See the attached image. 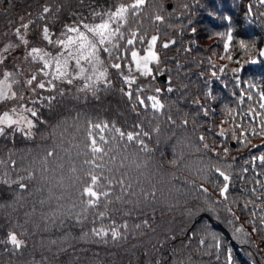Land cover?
<instances>
[{
	"label": "trees",
	"instance_id": "1",
	"mask_svg": "<svg viewBox=\"0 0 264 264\" xmlns=\"http://www.w3.org/2000/svg\"><path fill=\"white\" fill-rule=\"evenodd\" d=\"M134 3L0 0V19L23 16L28 49L43 47L45 26L56 40L68 24H95L94 13ZM112 24L123 36L113 38L111 56L102 54L120 69L87 91L38 89L31 130L0 134V264H264V3L144 0ZM153 36L158 61L126 83L131 51H145ZM4 57L0 80L18 68ZM18 77L23 90L22 70ZM89 132L104 150L96 156ZM90 171L101 177L97 191L109 193L91 206L82 194Z\"/></svg>",
	"mask_w": 264,
	"mask_h": 264
},
{
	"label": "snow or ice",
	"instance_id": "2",
	"mask_svg": "<svg viewBox=\"0 0 264 264\" xmlns=\"http://www.w3.org/2000/svg\"><path fill=\"white\" fill-rule=\"evenodd\" d=\"M144 3V0H135L134 4L131 5H125L120 4L115 8V11L108 10L106 12L102 13H94V15H98L101 17V22L93 25H89L87 23H83L82 21L80 24L77 25H66V31L62 33L66 37V39H56L53 40L52 36L50 34V30L47 26H45L42 30V39L44 41H47L48 44H55L59 45L61 48V51H59L55 56H52L47 51H44L41 48L33 47L26 53V59L28 57H31L33 60H40L43 62V67L40 69V71L45 75L48 76L49 73L46 71V69L50 67H54L53 72V78L56 80H62L69 76V64L70 61H74L75 65L79 68V71L77 75L83 76L85 69L83 66H81V61H87L89 64L92 65L95 75L96 81H104L107 76V71H99L97 69V65H102L103 61L100 59V52L101 50L103 52H107L109 56L112 55V50L109 47H104L106 43L111 44L114 37L117 36L118 33H120V27L117 25V27L113 28L112 23L114 21H120L126 19V14L129 12V9H137L140 5ZM261 3H264V0H261ZM49 9L47 7L44 8V12L47 13ZM104 17H107V19H104ZM157 20L162 19V17L157 16ZM24 29L28 28L27 24L22 25ZM83 29V30H81ZM74 34V35H70ZM15 35L19 38V40L27 45L29 41L25 39V36L21 34V30L19 28L16 29ZM120 36H123V33H120ZM133 39H128L127 44L133 45L135 42L136 34L132 33ZM231 37H229L230 39ZM141 40H143V37H140ZM157 37L153 36L151 40L148 43V48L146 49V54L144 56H140L138 51L132 50L130 55L131 59L135 62L136 68L138 70H142L143 74L147 75L150 71V68L148 67L149 63L152 61H158V54L154 51V45L156 43ZM117 45L112 44V48H116ZM163 47L167 48L168 44H164ZM227 45H225V49L227 50ZM261 55H264V52L261 53ZM4 56L0 55V63L3 62ZM119 58V57H118ZM255 63L256 61H252ZM111 67L115 69H120L121 64L114 63L111 65ZM12 76V73L5 72L4 73V79L0 80V101L9 100L16 98L17 93L15 91H12V84L9 83V77ZM37 79L36 75L33 74L30 79L26 81L28 85H31L33 81ZM93 77L89 76L87 77L88 81H92ZM126 83H131V79L129 77H124ZM72 80L68 79V83H71ZM48 84L52 87H55L54 84H52V81L49 80ZM45 83L43 81L39 82L37 84V87L43 89L45 88ZM92 84L88 83L85 85V88H91ZM172 89L169 88V91ZM159 91V89H157ZM126 95L131 98L132 93L128 92ZM149 100L152 101L151 107L153 109H161L163 108V105L160 103V101L156 97H148ZM138 102L140 104H144V101L138 98ZM261 108H264V104L260 105ZM15 112V109L12 110ZM31 113L33 117L37 115V113L33 109H27ZM24 118L21 117V120ZM20 120H15L12 118V116L9 114V112H4L2 115H0V125H8L11 126L13 124H19ZM27 126L29 128L33 127V121L31 119L27 120ZM187 123V121H185ZM95 128H100L103 130L104 128H107V125H93ZM117 133H119L121 138H124V136H127V140L132 141L136 139L137 137L134 136L133 133H127L120 131V129H115ZM4 133V127H0V134ZM144 135H147V133H144ZM223 135V133H221ZM90 137V149L93 154V156H96L98 153H102L104 150L98 146L97 140L92 137L91 132H89ZM201 140L204 139L203 136L200 137ZM101 141H104V137H100ZM141 145H143V141H140ZM205 147L207 148V145L205 144ZM145 150H147L145 148ZM48 155H51L49 153ZM261 159H264L262 157ZM86 164L92 165L93 169L96 168H102L103 165L97 164L95 160H89L85 161ZM75 171V169H73ZM219 172L220 170L217 169ZM220 175L224 177L225 180H228V177L224 175L223 172H220ZM87 177L90 180V183L87 184L86 187L83 188V193L86 194L89 199L87 203L91 205H95L98 203L100 196L107 197L108 192L106 191H97L100 185L101 177L94 174L93 171H90L87 173ZM122 183V181H121ZM21 187H24V185H21ZM227 190V185L223 189H221V193L224 194ZM206 191V189H205ZM101 216L104 215V213L100 214ZM93 232L97 236L106 235L107 233L101 229L97 231L96 229H93ZM112 236L113 238H116L119 236V232H117L115 229L112 230ZM9 241L17 248H19L22 244V241L17 239V236L15 233H10L8 237ZM219 246V245H217Z\"/></svg>",
	"mask_w": 264,
	"mask_h": 264
},
{
	"label": "rangeland",
	"instance_id": "3",
	"mask_svg": "<svg viewBox=\"0 0 264 264\" xmlns=\"http://www.w3.org/2000/svg\"><path fill=\"white\" fill-rule=\"evenodd\" d=\"M23 16L20 14H17L16 17H14V19H10L8 23H5L2 19H0V55H6V56H11V60L10 63L12 64L13 62L18 64V68L17 71H12L9 73H12V76L9 77V83L12 84V91H15L17 93L16 98L13 99H9L7 101H5V107L2 108V112H0V115H2L4 112H9V114L12 116L13 119L15 120H20L19 124H13L11 126L8 125H0V127H4V129H6L7 127H19V128H24L26 131L31 130V128H29L27 126V120L31 119L33 121V116L31 115V113L29 111H27V109H32L31 105L29 104V101H32L33 99V93H35L38 89H40L39 87H37V84L41 81H43L46 85V87H52L51 85L48 84V81L51 80L52 84L54 85H58L63 87L66 84H79V86H81L83 91H87L90 88H85V85L88 83L92 84V87H94L97 83L102 82V81H96L95 80V75H94V70L91 64H89L87 61H81V66H83V68L85 69L83 76H79L77 75L79 68L75 65L74 61H70L69 64V76L66 77L65 79L62 80H56L53 78V72H54V67H50L48 69H46V71L49 73L48 76H45L40 69L43 67V62L40 60H33L31 57H28L27 59L26 57V53L28 51H30L31 48L33 47H37V48H41L44 51H47L48 53H50L52 56H55L59 51H61V48L59 45H54L53 48H49L46 47L45 48V43L46 45H50L48 44L47 41H44V45L43 47H38V46H28L27 49V45L23 44L19 38L15 35L16 29L19 28L21 30V34L25 36V39H28L29 37V29H24L22 27V25L27 24L26 20H22ZM100 23V22H98ZM80 24V22L76 21L72 24H68V25H77ZM89 25H93L90 23H87ZM97 24V23H95ZM112 27L114 28L113 24ZM83 30V29H81ZM66 31V28L64 27L62 32H61V36L59 37V39H66V37L64 35H62V33H64ZM70 35H74V34H70ZM42 38V37H41ZM151 40V39H150ZM149 40V41H150ZM14 41V42H13ZM149 43V42H148ZM155 46V45H154ZM104 47H109L112 50V45L109 43H106L104 45ZM148 48V45H147ZM146 48V49H147ZM136 50V49H134ZM138 51V50H136ZM154 51L156 52V49L154 47ZM139 55L142 57L146 54V50L143 52L138 51ZM157 53V52H156ZM19 54H23L22 58H19ZM100 59L103 61L102 65H97V69L99 71H107V76L104 80V82H106L109 77V73L112 69H114L113 67H111V65L113 63L108 62V60L106 59V57L102 54V50L100 52ZM154 61L150 62L148 67L150 68V71L148 72V74H150L151 72V63H153ZM22 70L23 73V79H24V87L22 90V87H16V82L20 79V77H18L19 71ZM35 74L37 79L35 81H33V83L31 85H28L26 83V81L28 79L31 78V76ZM147 74V75H148ZM92 76L93 79L92 81H88L87 77ZM125 77H129L131 80H134L135 78H139L142 76H145V74H143L142 70H138L136 68L135 62L133 61L132 64H127L126 66V72L124 74ZM4 79V75L2 76L1 80ZM68 79H71L72 82L68 83ZM78 87V86H77ZM91 87V88H92ZM24 89L29 90L28 92H25ZM15 109V112H13L12 110ZM21 117H23L24 119L21 120ZM34 124V121H33Z\"/></svg>",
	"mask_w": 264,
	"mask_h": 264
},
{
	"label": "water",
	"instance_id": "4",
	"mask_svg": "<svg viewBox=\"0 0 264 264\" xmlns=\"http://www.w3.org/2000/svg\"><path fill=\"white\" fill-rule=\"evenodd\" d=\"M168 6H169V7H171V6H172V3H171V2H169V3H168ZM163 78H164V79H166V76H165L164 74H163ZM232 144H233V145H235V143H234V142H232Z\"/></svg>",
	"mask_w": 264,
	"mask_h": 264
}]
</instances>
